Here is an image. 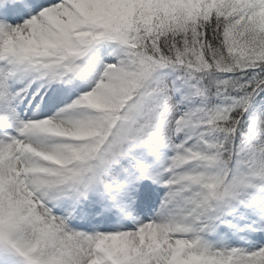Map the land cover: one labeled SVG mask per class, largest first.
<instances>
[{
  "label": "snow or ice",
  "instance_id": "1",
  "mask_svg": "<svg viewBox=\"0 0 264 264\" xmlns=\"http://www.w3.org/2000/svg\"><path fill=\"white\" fill-rule=\"evenodd\" d=\"M0 264H264V0H0Z\"/></svg>",
  "mask_w": 264,
  "mask_h": 264
}]
</instances>
